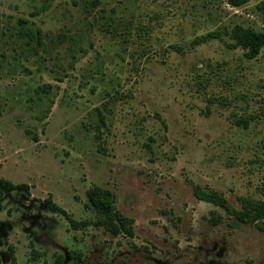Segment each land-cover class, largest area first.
I'll list each match as a JSON object with an SVG mask.
<instances>
[{
  "label": "rangeland",
  "instance_id": "obj_1",
  "mask_svg": "<svg viewBox=\"0 0 264 264\" xmlns=\"http://www.w3.org/2000/svg\"><path fill=\"white\" fill-rule=\"evenodd\" d=\"M0 13L2 30L44 34L0 45V176L30 185L0 198L2 264L12 250L19 264H264V217L236 223L194 194L264 199V48L249 58L229 35L264 33V0H0ZM93 185L134 236L72 228L46 201L93 221Z\"/></svg>",
  "mask_w": 264,
  "mask_h": 264
},
{
  "label": "trees",
  "instance_id": "obj_2",
  "mask_svg": "<svg viewBox=\"0 0 264 264\" xmlns=\"http://www.w3.org/2000/svg\"><path fill=\"white\" fill-rule=\"evenodd\" d=\"M235 4H241L243 0H233ZM96 2V1H95ZM3 18L0 13V24H2ZM23 19H19L21 24L20 28L13 27L11 30H2L0 28V45L6 46V49H14L17 46L21 51L36 49L38 45L42 44V39L44 34L40 28L31 29L24 28ZM146 26V25H143ZM140 27V29L143 28ZM146 28V27H145ZM211 35L217 36L218 31H213ZM229 35L235 40V43L246 49V54L249 58H255L260 51L264 48V33L257 31L253 28L244 27L242 25H236L233 27ZM116 95L107 93L108 100L114 98ZM54 102V101H52ZM50 112V107H47L44 111L43 116H47ZM241 120H244L241 118ZM245 119L244 121H246ZM29 132V131H28ZM15 190H25L29 192L30 185L26 182H14L9 178L0 176V198L5 194L10 193ZM194 194L201 200L212 202L220 207H222L226 213L234 217V222H258L264 217V199L252 198L249 196L240 197L241 207L239 209L235 208L229 200L225 197L223 193L217 192L215 190H206L200 185L194 187ZM87 202L86 207L94 212L97 217L95 220H77L69 215V213L59 206L57 203L53 202L51 198H47L46 201L59 210L69 221L72 228H81L89 224H95L97 226H103L109 230L112 234L118 235L124 233L128 236H134V219L125 213H123L116 205L115 193L107 188L100 185H93L86 192ZM214 222L221 221V216L213 217ZM259 228L264 230V225H259ZM37 251H32L35 253ZM69 256L71 258H81V253L75 250L69 251ZM64 260L63 255H58L56 259V264H60ZM11 263L19 264L17 262V257L15 251H11ZM0 264H2V259L0 256Z\"/></svg>",
  "mask_w": 264,
  "mask_h": 264
}]
</instances>
